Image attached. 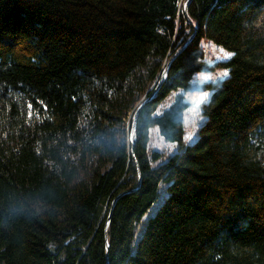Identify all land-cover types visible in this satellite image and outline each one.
<instances>
[{"label": "trees", "instance_id": "obj_1", "mask_svg": "<svg viewBox=\"0 0 264 264\" xmlns=\"http://www.w3.org/2000/svg\"><path fill=\"white\" fill-rule=\"evenodd\" d=\"M185 2L0 0V264H264V0L191 1L129 142ZM178 90L210 92L188 145Z\"/></svg>", "mask_w": 264, "mask_h": 264}, {"label": "rangeland", "instance_id": "obj_2", "mask_svg": "<svg viewBox=\"0 0 264 264\" xmlns=\"http://www.w3.org/2000/svg\"><path fill=\"white\" fill-rule=\"evenodd\" d=\"M200 47L202 48L203 53H204V61L207 62V63H210V64L225 62L231 57V55H230L229 58H225V54L226 53L230 54L229 52H226L225 50L213 45L212 43H210V42H208L207 40H204V39H202L200 41ZM223 71H225V70L224 69H218V70L210 73V74H212V79L209 80V81L216 82L218 80L226 78L227 76L217 75V73L223 72ZM195 78H196V76L192 77L191 81L193 83H206V82H209V81L200 82V81H197ZM196 93L199 94L200 92H196ZM207 93H210V92H207ZM177 94H183L184 98L187 95V93H184V92H182L180 90H178L176 92H172L163 101V103L159 106V108L157 110V113H160L162 110L166 109L171 104V102L173 101L174 97ZM193 106H194L193 103H190V107L184 113V121H183V125H184V140H183V144L184 145L191 144L192 142L195 141V139L197 137L198 128L205 121V119L201 116V109H200L199 110V115L195 117V123L194 124L192 123V112H191V109L193 108ZM190 133H192V138L190 140L185 139V137H187ZM147 150H148L149 154H151L152 152H158L162 156V159L165 160V159L169 158L170 156H172L173 154H175L178 151V146L176 144H172V143L163 141V139L158 134L157 128L153 127V128H151L149 130V139H148ZM159 203H160V201L158 200L153 205V207L151 209V212H150V215L155 212V210L157 209Z\"/></svg>", "mask_w": 264, "mask_h": 264}, {"label": "water", "instance_id": "obj_3", "mask_svg": "<svg viewBox=\"0 0 264 264\" xmlns=\"http://www.w3.org/2000/svg\"><path fill=\"white\" fill-rule=\"evenodd\" d=\"M192 0H186V2L183 4V13L184 15L186 16L191 28L193 29V33L191 34V36L178 48V50L168 59V61L165 63L164 65V68L162 70V72L160 73L159 75V78H158V83L155 87V89L153 90V92L151 93V95L145 99L143 102H138L135 107H134V110L130 113V117H131V120H132V124H131V129H130V134H129V142L131 144V147L134 145V142H135V125H136V120H137V116H138V113L139 111L142 109L143 105L145 103H147L148 101H150L154 96L155 94L157 93L160 85L164 82L167 74H168V69H169V66L170 64L172 63V61L187 47V45L190 43V41L193 39L194 37V34H195V31H196V25L195 23L190 19V17L188 16V6L189 4L191 3ZM130 152L132 153V150H130ZM138 175V178L140 179V175L139 173H137ZM115 202L116 200H114L111 204V207H110V210H109V214L106 218V221H105V228L108 227L109 225V222H110V217H111V211L115 205ZM107 245H106V249H107Z\"/></svg>", "mask_w": 264, "mask_h": 264}, {"label": "snow or ice", "instance_id": "obj_4", "mask_svg": "<svg viewBox=\"0 0 264 264\" xmlns=\"http://www.w3.org/2000/svg\"><path fill=\"white\" fill-rule=\"evenodd\" d=\"M231 54H225V58H229ZM227 70L217 73L220 76H227ZM197 81L206 82L212 79V74L207 72H198L195 78ZM210 93L200 92L197 94L194 90L189 91L185 97L187 102L193 103L192 112V123H195V117L199 115L200 105L205 103L209 97ZM192 138V133H190L185 139L190 140Z\"/></svg>", "mask_w": 264, "mask_h": 264}, {"label": "clouds", "instance_id": "obj_5", "mask_svg": "<svg viewBox=\"0 0 264 264\" xmlns=\"http://www.w3.org/2000/svg\"><path fill=\"white\" fill-rule=\"evenodd\" d=\"M197 74H194V77L196 76ZM209 84H212V82L211 81H209L208 82ZM198 87L200 86V85H197ZM212 86H214V85H212ZM204 93H206L207 94V92H204Z\"/></svg>", "mask_w": 264, "mask_h": 264}]
</instances>
